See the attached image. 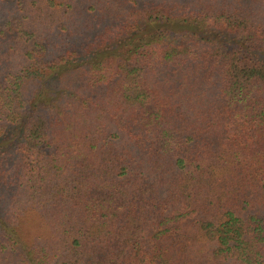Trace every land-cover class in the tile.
<instances>
[{
    "label": "trees",
    "instance_id": "trees-1",
    "mask_svg": "<svg viewBox=\"0 0 264 264\" xmlns=\"http://www.w3.org/2000/svg\"><path fill=\"white\" fill-rule=\"evenodd\" d=\"M0 264H264V0H0Z\"/></svg>",
    "mask_w": 264,
    "mask_h": 264
}]
</instances>
